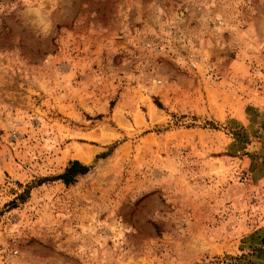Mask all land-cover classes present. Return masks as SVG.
Segmentation results:
<instances>
[{
	"label": "rangeland",
	"instance_id": "rangeland-1",
	"mask_svg": "<svg viewBox=\"0 0 264 264\" xmlns=\"http://www.w3.org/2000/svg\"><path fill=\"white\" fill-rule=\"evenodd\" d=\"M263 261L264 0H0V264Z\"/></svg>",
	"mask_w": 264,
	"mask_h": 264
},
{
	"label": "trees",
	"instance_id": "trees-1",
	"mask_svg": "<svg viewBox=\"0 0 264 264\" xmlns=\"http://www.w3.org/2000/svg\"><path fill=\"white\" fill-rule=\"evenodd\" d=\"M86 171V167L82 166L79 162H70L69 166L65 169L64 173L59 176L64 184H70L76 175L82 174Z\"/></svg>",
	"mask_w": 264,
	"mask_h": 264
},
{
	"label": "water",
	"instance_id": "water-1",
	"mask_svg": "<svg viewBox=\"0 0 264 264\" xmlns=\"http://www.w3.org/2000/svg\"><path fill=\"white\" fill-rule=\"evenodd\" d=\"M263 263H264V261H263Z\"/></svg>",
	"mask_w": 264,
	"mask_h": 264
}]
</instances>
